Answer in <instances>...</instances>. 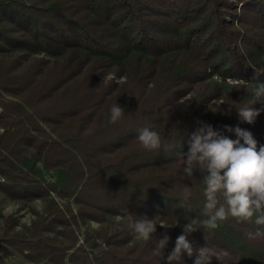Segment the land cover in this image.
<instances>
[{
    "label": "trees",
    "instance_id": "1",
    "mask_svg": "<svg viewBox=\"0 0 264 264\" xmlns=\"http://www.w3.org/2000/svg\"><path fill=\"white\" fill-rule=\"evenodd\" d=\"M0 24V51H26L0 64V189L15 199H49L32 234L6 232L0 251L5 242L36 262L167 264L183 225L205 202L204 173L183 172L185 130L198 120L218 131L239 126L264 145V113L248 124L237 111L252 98L246 81L264 83L255 72L264 68V0H0ZM28 54L44 56L21 71ZM109 72L115 77L105 81ZM116 103L124 112L112 122ZM144 127L177 147L145 149L137 139ZM27 148L34 166L18 170ZM124 208L131 214L122 227L87 232L80 242L74 225L122 216ZM144 217L155 219V239L171 238L162 258L154 238L137 240L130 228ZM254 219L229 217L190 239L194 248L217 250L221 260L212 264H262L264 241L245 235ZM58 227L66 242L47 235ZM195 256L179 264H194Z\"/></svg>",
    "mask_w": 264,
    "mask_h": 264
},
{
    "label": "clouds",
    "instance_id": "2",
    "mask_svg": "<svg viewBox=\"0 0 264 264\" xmlns=\"http://www.w3.org/2000/svg\"><path fill=\"white\" fill-rule=\"evenodd\" d=\"M255 72L258 78L264 74V68ZM234 83L239 81L234 80ZM246 83L251 88L252 98L248 106L237 111L241 121L255 124L261 113H264V83ZM257 103L261 105L260 108L253 107ZM228 105L226 115H230L233 108ZM110 112L112 122H116L124 109L116 103ZM197 125L192 132L185 130L184 146L187 144L188 151L183 150L180 155L184 164L183 172L188 178L193 177L197 169L204 173L202 183L205 185V202L201 215L196 219L188 218V222L183 225L182 233L176 238L175 246L167 256V264H179L185 254L192 257L194 253V264H212L213 258L220 261V254L214 247L194 248L195 241L190 237L201 228L205 233L208 229L218 228L229 217L239 221H249L255 217L256 227L246 231V238L249 241H264V145L258 147L254 134L239 126L233 128L225 125L224 131H218L204 121L198 120ZM225 131L234 133L236 139L226 136ZM137 139L148 150L163 148L167 153L177 147L175 141L162 145L160 135L148 127L139 130ZM188 188L185 186L184 202L191 195ZM121 213L124 217L131 214L127 208L121 209ZM154 221L144 217L131 223L135 239L148 241L154 238L157 225ZM170 239L167 233L161 239H155V251L160 258Z\"/></svg>",
    "mask_w": 264,
    "mask_h": 264
},
{
    "label": "rangeland",
    "instance_id": "3",
    "mask_svg": "<svg viewBox=\"0 0 264 264\" xmlns=\"http://www.w3.org/2000/svg\"><path fill=\"white\" fill-rule=\"evenodd\" d=\"M2 24H0L1 27ZM26 54V51L21 50H5L0 51V64L7 63L17 56ZM27 58L23 61V67L21 71L25 69L33 60L37 57H42L44 55H34L28 54ZM46 57V56H45ZM53 61V58H50ZM115 74L113 72H109L104 77L105 81H109L114 78ZM123 78H118V81H122ZM230 83H234V79L229 80ZM2 129H0V133ZM33 150L31 148H27L24 153H22V157L16 161V168L18 170H31L34 166L33 161ZM42 165L40 163L37 164L36 169H41ZM43 176L51 181L55 179L56 173L55 171H43ZM59 202V205L62 208H65L67 203L66 201L60 200L56 198ZM48 205L49 199H34V200H25V199H15L11 198L5 191L0 189V239L3 237L6 232L9 235H27L30 236L33 232V223L39 221L40 216H46L48 213ZM71 208L74 212L77 211L78 207L71 203ZM68 213V212H67ZM69 214V213H68ZM126 223V218L123 216H108L106 221L104 222H96V221H80L79 224L74 225V230L78 235L80 242L86 237L87 232L100 233L104 229H113L120 228ZM62 229L60 227L57 228L56 232L48 233L50 237L56 239L58 242H66L67 240L61 234ZM98 243H101V239H97ZM7 250L0 251V264H53L47 261H34L29 255V251H21L16 249L13 246H10L7 243H3Z\"/></svg>",
    "mask_w": 264,
    "mask_h": 264
}]
</instances>
